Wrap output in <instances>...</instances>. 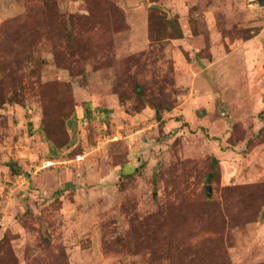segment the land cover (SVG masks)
<instances>
[{"label":"rangeland","instance_id":"374dc122","mask_svg":"<svg viewBox=\"0 0 264 264\" xmlns=\"http://www.w3.org/2000/svg\"><path fill=\"white\" fill-rule=\"evenodd\" d=\"M0 264H264V7L0 0Z\"/></svg>","mask_w":264,"mask_h":264},{"label":"built area","instance_id":"2783aa9c","mask_svg":"<svg viewBox=\"0 0 264 264\" xmlns=\"http://www.w3.org/2000/svg\"><path fill=\"white\" fill-rule=\"evenodd\" d=\"M83 156L80 154L75 155L70 159H63V160H48L45 162V166H56V165H69L72 163H79L82 160Z\"/></svg>","mask_w":264,"mask_h":264},{"label":"water","instance_id":"95a60500","mask_svg":"<svg viewBox=\"0 0 264 264\" xmlns=\"http://www.w3.org/2000/svg\"><path fill=\"white\" fill-rule=\"evenodd\" d=\"M258 5L264 7V0H257Z\"/></svg>","mask_w":264,"mask_h":264},{"label":"trees","instance_id":"16d2710c","mask_svg":"<svg viewBox=\"0 0 264 264\" xmlns=\"http://www.w3.org/2000/svg\"><path fill=\"white\" fill-rule=\"evenodd\" d=\"M74 157V156H73Z\"/></svg>","mask_w":264,"mask_h":264}]
</instances>
